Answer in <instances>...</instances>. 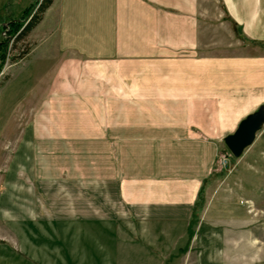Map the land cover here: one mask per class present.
I'll use <instances>...</instances> for the list:
<instances>
[{"label":"crops","instance_id":"crops-1","mask_svg":"<svg viewBox=\"0 0 264 264\" xmlns=\"http://www.w3.org/2000/svg\"><path fill=\"white\" fill-rule=\"evenodd\" d=\"M203 1L52 0L31 29L40 39L21 58L33 67L20 75L25 97L43 104L31 112L78 119L27 123L20 143L34 128L59 145H84L86 194L99 179L94 205L86 199L83 213L52 221L64 242L57 258L68 264H166L200 249L208 264H247L252 219L216 190L219 180L202 205L222 208L199 217L189 235L222 138L264 102L262 47L206 34L207 21L216 33L222 21L206 16ZM223 1L244 38L264 43V0Z\"/></svg>","mask_w":264,"mask_h":264},{"label":"rangeland","instance_id":"rangeland-1","mask_svg":"<svg viewBox=\"0 0 264 264\" xmlns=\"http://www.w3.org/2000/svg\"><path fill=\"white\" fill-rule=\"evenodd\" d=\"M30 2L0 0V41L7 39L4 59L0 61V264H68L67 258H57L59 246L64 242H59L53 234L52 221L55 217L83 213L86 199L93 201L94 205L100 198L97 192L99 179L93 178V186L90 185L93 193L86 194L84 145H59L58 140L48 138L46 131L42 130L45 135L41 134L40 138L34 136L37 133L34 128L27 131L25 144L20 143L27 123L31 127L36 122L45 124L55 118L62 122L78 119L77 115L68 113L31 112L43 104L40 105L39 98L25 97L27 82L20 74L31 69L33 64L22 63L21 58L40 35L30 30L26 36L14 40L17 30L8 35L6 24L9 19H17L14 16L20 10L21 16ZM202 6L207 17L221 15L219 33H216V21L211 28L208 21L206 24V34L213 33L210 36L215 39L219 36L221 45L232 41V35H235L264 51V43L244 38L238 26L230 20L223 0H204ZM69 101L60 99L59 106L68 109L65 106ZM22 108H27L28 114L21 113ZM94 116L99 118V115ZM218 180L216 190L235 197L237 205H245L246 215L252 219V249L247 264H264V125L239 157H233L221 140L215 174L203 188V195ZM69 205H74V209L70 210ZM198 206L192 213L191 233L197 228L199 217H214V212L222 208L221 205ZM222 214L218 216H227ZM34 219L45 220L37 226ZM205 229L203 227L201 232L206 233ZM204 253L202 249L182 256L177 253L166 264H208ZM220 263L224 264L223 259Z\"/></svg>","mask_w":264,"mask_h":264},{"label":"water","instance_id":"water-1","mask_svg":"<svg viewBox=\"0 0 264 264\" xmlns=\"http://www.w3.org/2000/svg\"><path fill=\"white\" fill-rule=\"evenodd\" d=\"M264 125V103L246 114L237 124L236 128L226 134L222 141L233 157H239L244 149L252 144L256 133Z\"/></svg>","mask_w":264,"mask_h":264},{"label":"trees","instance_id":"trees-1","mask_svg":"<svg viewBox=\"0 0 264 264\" xmlns=\"http://www.w3.org/2000/svg\"><path fill=\"white\" fill-rule=\"evenodd\" d=\"M52 0H31L29 6L25 8L23 14L17 19H9L7 21V33H10L13 30H17L16 35L14 36V40H18L28 34V32L40 21L44 10L49 6ZM13 40V41H14ZM7 39H3L0 41V61H3L4 54H5V47H6ZM27 52L24 51V54ZM23 56V53H22ZM207 183V180L206 182ZM203 186L200 188L198 193V197L194 204V209L199 207L198 205H202L203 203ZM193 209V211H194ZM193 213V212H192ZM193 215V214H192ZM189 235L191 232L189 231Z\"/></svg>","mask_w":264,"mask_h":264}]
</instances>
